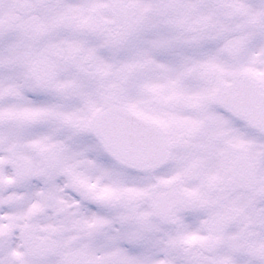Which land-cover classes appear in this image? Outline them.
Returning a JSON list of instances; mask_svg holds the SVG:
<instances>
[{"label":"snow or ice","instance_id":"1","mask_svg":"<svg viewBox=\"0 0 264 264\" xmlns=\"http://www.w3.org/2000/svg\"><path fill=\"white\" fill-rule=\"evenodd\" d=\"M0 264H264V0H0Z\"/></svg>","mask_w":264,"mask_h":264}]
</instances>
